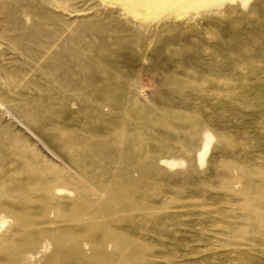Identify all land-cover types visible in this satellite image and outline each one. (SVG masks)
Returning <instances> with one entry per match:
<instances>
[{
  "label": "rangeland",
  "instance_id": "obj_1",
  "mask_svg": "<svg viewBox=\"0 0 264 264\" xmlns=\"http://www.w3.org/2000/svg\"><path fill=\"white\" fill-rule=\"evenodd\" d=\"M0 264H264V0H0Z\"/></svg>",
  "mask_w": 264,
  "mask_h": 264
},
{
  "label": "bare ground",
  "instance_id": "obj_2",
  "mask_svg": "<svg viewBox=\"0 0 264 264\" xmlns=\"http://www.w3.org/2000/svg\"><path fill=\"white\" fill-rule=\"evenodd\" d=\"M155 1L157 2V1H161V0H155Z\"/></svg>",
  "mask_w": 264,
  "mask_h": 264
}]
</instances>
